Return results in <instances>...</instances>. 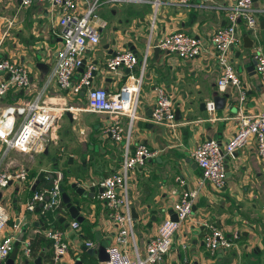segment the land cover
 Wrapping results in <instances>:
<instances>
[{"label":"crops","instance_id":"crops-1","mask_svg":"<svg viewBox=\"0 0 264 264\" xmlns=\"http://www.w3.org/2000/svg\"><path fill=\"white\" fill-rule=\"evenodd\" d=\"M252 1L257 12L256 28L251 31L239 23L241 42L230 50L240 86L230 85L224 92L217 88L220 68L208 38L226 24L227 7L233 0H190L185 6L178 5L177 0H103L96 8L99 43L85 50L83 64L76 71L74 81L88 65H93L91 87H103L115 93L130 72L126 68L118 73L109 72L105 68L107 59L122 49H129L141 58L146 48L149 49L138 94L137 116L128 144L129 152L139 143H146L155 151L144 165L131 172L128 188L132 232L141 253L158 224L174 214L172 203L176 196L171 190L176 186L175 176L184 179L185 188L195 186L201 172L191 156L193 149L210 137L223 144L234 132L241 116L264 112V88L248 58L257 43L264 51V0ZM83 10L84 2L78 0V11ZM60 16L59 7L48 2L35 0L21 7L19 0H0V59L9 58L23 64L31 80L29 87L12 89L0 101V127L7 131L16 129L21 119V106L32 100L46 83L60 45ZM175 31L200 38L202 52L185 60L158 48L163 37ZM243 38L245 43L252 42L251 49L243 47ZM131 72L137 75L139 67ZM4 79L5 74H0V81ZM156 86H163L171 95L174 127L150 120L156 102ZM86 92L87 89L78 94L62 91L54 81L49 82L43 97L46 103L60 108L50 131L51 140L41 152L26 154L9 150L8 153L12 152L3 158L2 166L8 169L25 166L29 183H35L32 189L43 185V169L63 168L62 187L71 196V183L78 182L88 191V181L118 170L125 145L104 133L108 117L88 109ZM223 94L228 95L224 109L214 108L209 112L207 103H214V96ZM123 120L126 122V117ZM224 163L226 185L216 190L207 183L201 189L192 212L181 221L173 235L164 264H181L184 258L189 259L190 264L194 261L198 264H264V166L256 154L254 141L248 139L244 146L226 156ZM32 189L13 182L0 190V200L9 215L8 225L19 221L21 232L18 235L22 239L44 234L45 225L38 211L24 209V200ZM94 189L93 197L73 195L82 203L83 219L78 220L79 228L71 226L74 218L64 203L56 212L59 228L69 243L62 264H106L98 260L96 253L87 252L89 247L97 248L102 239L112 241L117 228L111 209L98 199V188ZM204 221L212 222L226 233L236 229L238 236L229 248H218L211 253L203 241ZM22 239L18 252L23 253ZM87 240L93 241L95 246H87ZM132 246L130 241L123 245L130 255L134 254ZM40 253L49 255L45 259L41 255L42 262L50 260L51 246ZM38 255L27 257L23 254L19 264H25V259L31 263Z\"/></svg>","mask_w":264,"mask_h":264},{"label":"built area","instance_id":"built-area-1","mask_svg":"<svg viewBox=\"0 0 264 264\" xmlns=\"http://www.w3.org/2000/svg\"><path fill=\"white\" fill-rule=\"evenodd\" d=\"M20 6L27 7L35 0H19ZM48 2L60 9L59 20L60 45L56 50L52 67L47 75L46 83L38 94L21 106V119L15 130H5L0 127V190L10 183L17 182L32 189L29 183L28 170L25 166L8 169L2 166L3 158L9 150H17L31 154L41 152L51 140L50 131L59 116L60 108L46 103L44 93L49 82L54 81L57 87L66 92L78 94L87 89L86 96L88 109L95 113H103L108 117V123L104 133L115 142H123L125 145L122 154L120 168L111 174L98 179L90 180L86 186L103 187L102 192L97 193L99 200L105 202L111 209V215L116 223V233L112 241L108 242L106 251L108 259L106 264H164V258L171 247L175 231L181 221L192 212L195 200L201 189L208 183L212 188L220 190L226 185L227 175L224 159L234 150L245 145L248 139H252L256 154L264 166V112L252 116H241L230 138L221 144L215 138L203 139L192 151L191 156L200 168V176L195 186L191 189L184 187L185 181L180 176H175L176 186L171 190L176 196L172 203L173 211L177 219L167 217L157 226L154 234L145 242L144 252L141 253L136 246L132 232V216L129 204V181L131 172L145 164L146 160L155 154L146 143L136 145L133 152H129L128 144L133 122L137 116L138 94L142 84L143 72L148 57V48L139 58L129 49L116 51L106 61V68L111 73H118L126 68L129 70L126 81L115 93H109L103 87H91V72L95 69L88 65L85 72L74 81L73 77L83 64V54L87 48L99 43L100 24H97L96 8L103 0H83L84 10L78 11V0H38ZM109 1V0H105ZM157 2V1H156ZM190 0H177V4L185 6ZM252 0H233L227 7L226 24L214 30L208 40L213 48L220 68L216 84L220 92L226 91L228 86L239 88L240 81L230 60V50L240 44L238 33L239 23L254 31L256 28L257 12L252 5ZM175 53L179 58L191 60L197 57L203 50V42L200 38L183 31H175L166 34L158 48ZM255 60L254 71L264 88V51L257 43L252 48ZM138 66L139 73L133 74L132 68ZM0 71L10 74L9 79L0 81V101L10 90H23L31 85L27 68L9 58L0 59ZM156 102L150 115L151 122L155 124L174 127L175 110L171 95L163 86H156ZM244 98L241 92L240 100ZM207 110L214 111V103H207ZM126 117V122L123 120ZM43 181L47 184L33 188L31 194L24 200V209L27 212L38 211L39 218L47 219V213L56 212L62 207L61 187L63 181L62 170L43 169ZM53 175V176H51ZM78 185H81L77 182ZM264 207V205H263ZM9 215L6 207L0 200V262L3 261L14 247V242L21 232L19 221L11 225L8 230ZM205 230L203 241L211 253L218 248H229L233 240L238 236V230L233 229L226 233L212 222L204 221ZM73 228H79L77 219L71 220ZM44 234L51 241V258L41 264H62V256L68 251L69 243L65 239L64 231L59 227L45 226ZM23 241V254L31 256V238ZM133 244L134 254L130 255L123 245L128 242ZM87 246H95L91 240L85 241ZM181 264H190L189 259L184 258Z\"/></svg>","mask_w":264,"mask_h":264},{"label":"water","instance_id":"water-1","mask_svg":"<svg viewBox=\"0 0 264 264\" xmlns=\"http://www.w3.org/2000/svg\"><path fill=\"white\" fill-rule=\"evenodd\" d=\"M243 42V47L247 48V49H251L252 47V42L249 40L248 43H245V38L242 39ZM130 48H132V46L130 45ZM248 58L249 61L251 63V65H255V60L253 58V54L252 52L248 53ZM106 68V66H105ZM107 69V68H106ZM132 69H135L132 68ZM128 71V70H126ZM0 74H5L6 76V80L10 78V74L9 73H5L4 71H0ZM84 91V89H83ZM228 99V95L227 94H223V95H215L214 96V108L215 109H224L225 105H226V100ZM204 105V104H203ZM205 106V105H204ZM69 161H71V158L69 159ZM71 190H72V194L78 196V197H93L94 193H95V189L93 186H90L88 188V191L85 189V187L79 186L77 184V182H73L70 185ZM104 190L103 187H99L98 188V192H102ZM73 195L71 196V194H69L63 187H61V196H62V201L65 204V206L67 207L69 214L72 218L77 219V220H82L83 216L80 214V209L82 207V203L81 200L79 198H75L73 197ZM171 219H177V215L174 212L173 215L170 216ZM25 229V228H24ZM21 236H19L15 242H14V247L13 249L10 251V253L7 255V257L0 262V264H19L18 261L16 260L17 257V252H18V244L19 241L21 240ZM108 244V241L105 239H102L100 241V243L97 245V248L94 247H89L87 248V252L89 254H93L96 253L97 254V258L99 261H106L108 259V254L106 251V246ZM87 247V246H86ZM41 255L42 253H40L38 256H36L33 259V262L29 263L28 259L24 260L25 264H41L42 260H41ZM192 264H198L197 261H194Z\"/></svg>","mask_w":264,"mask_h":264},{"label":"trees","instance_id":"trees-1","mask_svg":"<svg viewBox=\"0 0 264 264\" xmlns=\"http://www.w3.org/2000/svg\"><path fill=\"white\" fill-rule=\"evenodd\" d=\"M53 176V175H51ZM43 184H47L46 181H44ZM30 192H32V190H30ZM41 219L43 220V224L47 227V226H53V227H60L59 221H58V217L57 215H54L53 212H48L47 213V219L45 220L44 217H41ZM47 237L44 236V234H40L38 233L36 236L31 238V249H32V253L31 255H38L40 253L41 250L45 249V247H47L48 245L51 244V241L46 239ZM48 255L47 253L42 255L43 259L49 257L46 256ZM45 261V260H43ZM48 261V260H46Z\"/></svg>","mask_w":264,"mask_h":264},{"label":"rangeland","instance_id":"rangeland-1","mask_svg":"<svg viewBox=\"0 0 264 264\" xmlns=\"http://www.w3.org/2000/svg\"><path fill=\"white\" fill-rule=\"evenodd\" d=\"M11 152H12V151H10V152L8 153V155H9ZM38 156H39V157H38L37 160L41 161V157L43 156V154L38 155ZM39 158H40V159H39ZM46 169H47V168H46ZM62 170H63V168H62ZM10 224H11V223H9V225H7V228H8V230L12 231V228H11V225H10ZM19 233H20V232H19ZM19 233H18V234H19ZM19 235H20V234H19ZM19 235H17V237H19ZM21 238H22V237H21ZM21 247H22V244L19 243V249H21ZM20 258H21V259L24 258L23 253H22L21 250L18 252L17 257H16V260L18 261V263H19Z\"/></svg>","mask_w":264,"mask_h":264}]
</instances>
